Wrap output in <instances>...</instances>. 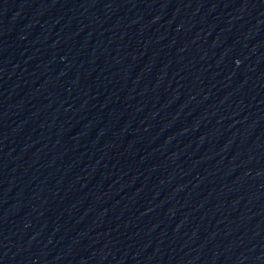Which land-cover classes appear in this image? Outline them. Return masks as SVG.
Masks as SVG:
<instances>
[{
	"label": "water",
	"instance_id": "obj_1",
	"mask_svg": "<svg viewBox=\"0 0 264 264\" xmlns=\"http://www.w3.org/2000/svg\"><path fill=\"white\" fill-rule=\"evenodd\" d=\"M0 264H264V0H138Z\"/></svg>",
	"mask_w": 264,
	"mask_h": 264
}]
</instances>
